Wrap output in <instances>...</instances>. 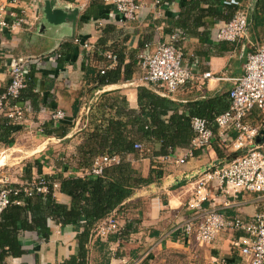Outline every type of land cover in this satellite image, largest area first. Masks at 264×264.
Masks as SVG:
<instances>
[{
	"label": "crops",
	"instance_id": "0c3cea01",
	"mask_svg": "<svg viewBox=\"0 0 264 264\" xmlns=\"http://www.w3.org/2000/svg\"><path fill=\"white\" fill-rule=\"evenodd\" d=\"M46 1H53V9H67L72 18L50 24L44 12ZM138 1L142 9L135 20L125 24H120L114 6L106 0H21L14 5L17 13L27 10L32 26L0 32V92L9 85L10 66L22 60H28L26 72L34 87H25L21 105L25 119L18 124L21 130L15 134V142L0 144V171L18 169L7 179L10 185L20 186L40 175L83 178L89 170L82 161L102 156H115L117 163L113 164L122 163L125 171L112 168L108 176L125 177L133 194L112 213L118 216L119 231L106 240L91 238L88 264H244L241 246L248 236L243 232L227 230L213 244L203 245L194 236L180 238L176 231L195 212L189 204L197 171L233 154L229 141L237 133L230 131L228 145L216 136L209 147L182 165L178 161L190 146L164 156L159 154L162 145L144 139L140 130L151 125L147 114L153 112L150 101L155 96L170 102L168 115L160 117L165 123L174 114L207 119L229 110L231 79L244 73L247 54L264 44V38L260 41L254 31L264 12L262 0H255L256 5L254 0L240 2L239 10L248 13L249 28L237 43L216 40L230 0ZM6 4L11 0H0V5ZM93 10L97 12L93 14ZM176 34L194 79L171 95L142 81L139 56L154 52ZM146 45H150L148 49ZM108 52L121 56V80L100 86L89 68L98 73ZM208 72L212 78L205 79ZM129 74L131 78L125 80ZM57 112H63L65 118L53 120ZM51 121L56 134L48 136L43 126ZM248 122L263 129L264 114L254 110ZM213 130L217 135L216 126ZM137 143L143 151L132 150ZM151 175L156 178L153 183L138 186L137 179ZM54 195L60 204L71 206V198L59 189ZM204 210L247 222L264 211V196L235 193L214 182ZM20 239L24 254L7 258L6 264H61L79 254L78 232L52 220L41 234L23 232Z\"/></svg>",
	"mask_w": 264,
	"mask_h": 264
},
{
	"label": "built area",
	"instance_id": "2783aa9c",
	"mask_svg": "<svg viewBox=\"0 0 264 264\" xmlns=\"http://www.w3.org/2000/svg\"><path fill=\"white\" fill-rule=\"evenodd\" d=\"M20 1L11 0L10 5H0V32H12L32 26L26 9H22L20 13L15 11L14 5ZM106 2L114 6L120 24L135 20L142 9L138 0H106ZM227 3L240 6V2L236 0ZM156 4H160V1H156ZM248 28V13L239 10L231 21L220 27L216 40L237 43L247 36ZM178 41L179 35H173L169 43L159 44L154 52L144 51L139 56L142 81L164 89L171 95L194 79L193 70L184 63L183 53L177 46ZM75 42L80 43L78 40ZM82 45L86 49H91L86 43ZM148 46L150 45H146V49ZM104 57L110 62L108 68L117 65L118 60L113 53L108 52ZM27 63L28 60H22L10 66L9 85L0 92V115L10 119L14 124H20L25 119V109L15 103L26 87ZM105 69L104 65L100 68L102 74L105 73ZM204 78H212V73H206ZM231 81L233 86L229 91L231 102L229 110L217 116L213 123L203 118H192L191 128L194 138L189 151L178 163L183 165L187 160L194 158V151L209 147L216 136L228 145L230 131L237 133V137L229 141L232 153L245 151L237 158L213 166L195 177L194 198L189 204V208L195 212L189 220L180 224L176 231L180 238L194 236L203 245L213 244L219 235L227 230L243 232L248 236L241 246V255L245 258L244 264H264V211L258 212L250 221L245 222L239 218L228 219L215 210H204V205L209 200V188L214 182L235 193L247 192L264 196V142L260 145L255 144L262 127H254L248 122L254 110L264 114V44L247 54L244 73ZM64 118L63 112H57L52 116L55 121ZM214 126L218 129L217 135L213 130ZM135 149L143 151L144 147L137 143ZM113 163H117L115 156H102L94 161L87 176H102L104 168ZM49 185L53 186L54 191L59 188L57 180L49 182L43 176L25 182L20 188H11L8 179L1 178L0 216L10 205L12 195L24 193L32 196L37 192L47 193ZM118 231V216L114 213L98 223L93 231V238L106 240Z\"/></svg>",
	"mask_w": 264,
	"mask_h": 264
},
{
	"label": "trees",
	"instance_id": "16d2710c",
	"mask_svg": "<svg viewBox=\"0 0 264 264\" xmlns=\"http://www.w3.org/2000/svg\"><path fill=\"white\" fill-rule=\"evenodd\" d=\"M236 1L242 2L244 0ZM261 5L264 11L262 1ZM238 11L239 6H228L222 21L224 23L231 21ZM96 12L97 10H93L92 13ZM115 56L118 60L117 65L114 68H108L110 62L106 60L104 74L101 71L96 73L95 69L89 68V73L96 75L98 85H111L121 80V56L119 54H115ZM130 78L131 74L125 76V80ZM32 81L33 78L29 74L26 78V87L29 85V89L34 87V85H31ZM25 90L22 91L19 100L15 104L22 105L24 103ZM142 97L143 91L141 90V101ZM169 104L170 102L165 98L158 97L156 99V96L152 97L150 105L153 106V112L147 114L151 117V125L140 130L144 139L151 142L157 141L162 145V151L159 154L164 156L169 155L178 147H189L194 138L191 128L192 118L178 117L174 114L168 123L160 121L161 116L168 115ZM216 117L207 118L206 120L209 122L214 121ZM53 126V121L44 125V133L48 136L56 134V131L52 129ZM20 130L18 124H14L10 119L0 115V144L11 146L15 142V134ZM132 150L136 151L135 148ZM217 152L220 157L223 156L218 149ZM198 154L199 150L194 151L195 156ZM94 161H82L81 164L83 168L90 170ZM112 168L120 172L126 170L125 168L122 169V163L119 162L105 167L103 175L99 177L85 176L83 178L67 179L40 175L49 182L58 181L60 192L71 198L70 207L60 204L56 200L52 185L48 186L47 193L37 192L32 196H27L24 193L17 196L12 195L10 205L0 216V264H6L9 257L19 258L24 254L20 241L23 232L32 231L41 234L49 227L51 220L63 227L72 226L78 232L79 254L61 264H88V246L95 227L109 217L133 194V186L125 177L113 179L108 176V171ZM154 174L153 171L152 175ZM152 175L147 179H137L138 186L149 185L156 178L161 177L160 173L154 179ZM32 180L33 178L28 181ZM10 187L20 188L19 185H10Z\"/></svg>",
	"mask_w": 264,
	"mask_h": 264
},
{
	"label": "water",
	"instance_id": "95a60500",
	"mask_svg": "<svg viewBox=\"0 0 264 264\" xmlns=\"http://www.w3.org/2000/svg\"><path fill=\"white\" fill-rule=\"evenodd\" d=\"M53 1H46L45 3V15H46V19L48 20V22L50 24L53 25H59L62 24L64 22H66V20H70L72 18V15L70 13H68V10H63V9H53ZM264 142V128L261 130L260 134L258 135V137L256 138V145H260ZM245 150L237 152V153H233L231 154L229 157H227L222 163L219 162L217 164H209L206 167L202 168L201 170L197 171L196 175L194 176V178L203 173L204 171H206L207 169L213 167V166H218L224 163H227L235 158H237L238 156L242 155L244 153Z\"/></svg>",
	"mask_w": 264,
	"mask_h": 264
},
{
	"label": "rangeland",
	"instance_id": "374dc122",
	"mask_svg": "<svg viewBox=\"0 0 264 264\" xmlns=\"http://www.w3.org/2000/svg\"><path fill=\"white\" fill-rule=\"evenodd\" d=\"M253 3H254V5H256L255 0L253 1ZM262 4H264V0H262ZM253 10H254V7H253ZM261 11L263 12V10H261ZM258 23L259 24H258L257 28L254 31H256L255 34L258 36V39L260 41H262V39L264 38V13L262 14V16H260L258 18ZM17 171H18V169L16 170L14 168H12V170H9V169H7V170H1L0 171V179L1 178H9V176L11 174H13V175L17 174Z\"/></svg>",
	"mask_w": 264,
	"mask_h": 264
}]
</instances>
